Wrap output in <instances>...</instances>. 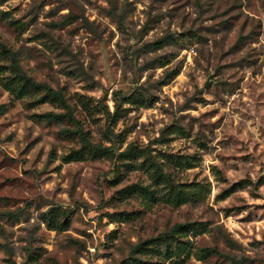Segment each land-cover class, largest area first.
<instances>
[{
  "label": "rangeland",
  "instance_id": "1",
  "mask_svg": "<svg viewBox=\"0 0 264 264\" xmlns=\"http://www.w3.org/2000/svg\"><path fill=\"white\" fill-rule=\"evenodd\" d=\"M0 264H264V0H0Z\"/></svg>",
  "mask_w": 264,
  "mask_h": 264
},
{
  "label": "water",
  "instance_id": "2",
  "mask_svg": "<svg viewBox=\"0 0 264 264\" xmlns=\"http://www.w3.org/2000/svg\"><path fill=\"white\" fill-rule=\"evenodd\" d=\"M204 83H206V81Z\"/></svg>",
  "mask_w": 264,
  "mask_h": 264
}]
</instances>
